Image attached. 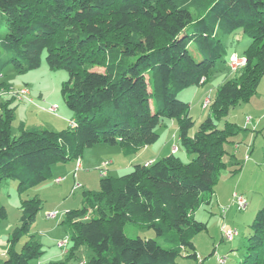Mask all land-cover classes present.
Listing matches in <instances>:
<instances>
[{"label":"trees","instance_id":"trees-1","mask_svg":"<svg viewBox=\"0 0 264 264\" xmlns=\"http://www.w3.org/2000/svg\"><path fill=\"white\" fill-rule=\"evenodd\" d=\"M2 27L0 77L9 67L19 74L39 69L44 58L50 70L67 71L62 95L75 124L38 131L21 123L13 135L17 99L0 103V187L15 180L25 193L51 179L56 165L78 160L100 144L136 154L159 140L157 128L165 120L178 125L181 148L194 156L183 162L178 146L121 177L103 176L100 190L85 191L83 207L66 213L62 224L70 246L64 261L49 264L77 261L83 246L93 252L86 264H177L184 256L197 261L192 240L207 224L195 214L211 205L227 167L226 146L240 132L235 123L220 128L218 122L250 102L264 79V0H0ZM238 30L251 43L240 55L246 64L232 71V55L222 60L224 41ZM219 64L233 75L218 86L206 107L209 117L192 135L190 103L177 95L207 84ZM21 209L3 264H30L42 253L34 237L17 250L32 232L42 201L25 199ZM7 217L0 208V224ZM127 223L157 238H130L123 231ZM251 230L240 264H264V206Z\"/></svg>","mask_w":264,"mask_h":264},{"label":"rangeland","instance_id":"rangeland-1","mask_svg":"<svg viewBox=\"0 0 264 264\" xmlns=\"http://www.w3.org/2000/svg\"><path fill=\"white\" fill-rule=\"evenodd\" d=\"M5 33V27L0 28V34ZM224 42L226 50L222 60H227L233 52L242 54L250 45L251 38L243 30H238L236 34L225 38ZM189 51L195 59H199L195 47L190 46ZM220 67L222 68L218 73L226 75L227 69L224 64H219L218 68ZM95 70L103 71V68L96 67ZM67 80V71L62 69L50 70L45 58L41 67L36 70L22 74L16 72L12 67L6 70L5 76L0 77V84L6 83L7 85L6 89L0 88V103L10 99L9 93L11 90L17 91L21 88H27L30 92L29 98L35 102L29 104L30 102L27 100H17L13 103L16 108L23 107L22 111L18 112L17 110L15 113L12 124L13 135L19 134L18 125L21 121L27 123L28 130L62 131L69 127L71 119H74V114L66 106L62 95V85ZM211 81L213 79L208 82ZM211 85L215 89L216 84L211 82ZM197 89L199 88L190 87L177 95L178 99L190 103V114L194 120V127L191 130L192 135L198 131L200 124L210 115L209 108L204 107L205 98L203 99L201 92L199 96L194 97ZM215 92L214 90L211 92L212 98L215 97ZM159 98L160 95L153 96L152 101L155 102ZM22 103L25 105H22ZM55 106L59 109L57 115L46 112V110ZM62 119L65 121H62ZM227 122L237 124L242 131L235 137L234 144L226 146L228 154L224 157V162L227 167L220 172L215 187L220 204L216 202L215 197V201L212 202L210 207L202 206L196 211V219L207 224V230L195 235L192 240L199 258L204 261L203 264H219L218 258H225V264H240L246 253L249 236L252 234L251 224L257 212L264 206V134H262L264 132V79L260 84L258 93L252 97L250 102L242 103L231 109L229 115L218 122V125L222 128ZM157 133L160 137L154 145L132 154L128 157V160L132 159V163H136L150 157L155 159L160 157L159 159H161L171 154L174 145L179 146L180 150L177 155L183 162L189 163L193 159V155L188 154L181 148L178 125L175 122L165 120L163 125L157 128ZM255 137V153L251 155L250 152H247L248 156L245 157L241 153L238 158L239 162L237 161L239 164L235 166L234 146L240 143V145H243L242 148L244 146L248 147V145L251 146ZM106 148L110 151L103 152L91 148L85 151L87 161L77 179V183L82 185L83 188L75 191H72L73 178L70 174V167L77 160L58 164L59 168L69 169L61 174L53 175L51 179L22 194L18 190V181L7 179L2 182L0 208H6L8 217L0 224V264H3L8 255L10 239L14 229L20 225L23 200L35 197L42 201V209L37 216L32 232L18 243L17 250L21 251L24 244L34 237L41 245L42 253L37 260L30 264H49L65 260L66 254H63L58 244L67 238L69 233V229L62 224L66 213L83 207V193L85 191L100 190L101 169L105 163H110V161L114 163L113 166L105 168L108 169L107 173L110 171L109 175L111 177H121L130 173L133 169L132 167L129 170L125 169L126 164L123 157L118 156L119 153H116L120 149H110L109 146ZM98 158L104 162L102 168L99 166V163L102 164V162H99ZM237 166L240 167V170L235 173L234 170ZM116 169L119 172H116ZM57 178H63V181L57 184L55 182ZM234 193L243 195L247 200L248 206L245 211H239L237 206L233 204L232 196ZM224 208H228L225 217L222 215V209ZM48 214H57L56 217L58 218L49 219L47 218ZM222 228L235 229L238 231V236L233 241H226L222 237ZM123 231L130 238H157L154 231L132 223H127ZM69 246L70 244L68 248ZM92 254L93 252L90 249L83 246L78 252L79 258L77 261L76 259L72 260L70 264L87 262ZM177 264H195V262L193 259L184 256L178 258Z\"/></svg>","mask_w":264,"mask_h":264},{"label":"crops","instance_id":"crops-1","mask_svg":"<svg viewBox=\"0 0 264 264\" xmlns=\"http://www.w3.org/2000/svg\"><path fill=\"white\" fill-rule=\"evenodd\" d=\"M233 54H237V55H241V54H239V53H237V52H233V53H231L230 55H233ZM216 75V74H215ZM232 73L229 71V69H227V73H226V75H224V73H221V74H217V76H215V79L213 78V77H211V79L210 80H212L213 79V81H211V82H214V84H216L215 85V89H214V87L211 85V82L209 83V82H207V84H205V85H203V86H197V88H199V89H197L196 91H195V93H194V97L196 98L197 96H199V94H200V92H201V95H202V97H203V99L204 98H206L208 95H210L211 94V92H213V90L214 91H216V89L218 88V86H220L221 84H223L225 81H227L230 77H232ZM195 88H196V86H194ZM203 91V92H202ZM211 96V95H210ZM33 100V99H32ZM35 102H34V100L32 101V102H30L29 104H34ZM24 103H22V105H23ZM25 105V104H24ZM17 110H18V112H20V111H22L23 110V107H20V108H16V112H17ZM59 109H57V111H58ZM51 112V111H49V110H46V112H49L50 114H52V115H57V113L58 112ZM0 114H1V108H0ZM66 116H67V114H66ZM62 121H65V120H63L62 119ZM71 121H72V119H71ZM21 123H24L25 124V127L27 128V129H29V127L27 126V123L26 122H24V121H21L20 122V124ZM18 126H20V125H18ZM70 126V125H69ZM248 128H249V126H247ZM19 128V127H18ZM69 128V127H68ZM67 128V129H68ZM35 129V128H34ZM257 130L259 129V128H256ZM64 130H66V129H64ZM248 130V129H247ZM242 130L240 129V132H241ZM239 132V133H240ZM262 134H264V132H262ZM239 135V134H238ZM264 139V138H263ZM255 143H256V137L253 139V142H252V145L251 146H249L248 145V147H243L242 148V146L243 145H240V144H236L235 146H234V148H235V150H234V155H235V159L234 160H236L234 163V165L236 166L237 164H239L238 162H239V155L242 153L243 155H244V157L245 156H248L247 155V152L249 153L250 152V154L252 155L253 153H255ZM102 145H105V144H100V145H97V146H95V147H93V148H91V149H97V150H99V151H110V150H108L106 147L108 146V145H105V146H102ZM174 146H178V145H174ZM112 146H109V148L110 149H120L119 150V152H116V153H119V154H117L118 156H120V157H123V160H124V162H125V164H126V167H125V169L126 170H129L130 169V167H134L135 165H137V164H145V165H148V164H151V163H153L154 161H156V160H158V159H155V158H148L147 160H144V161H137L136 163H132V159L129 161L128 159V157H130L132 154H127V153H125V151L123 150V149H121L120 147H118V146H115V147H113V148H111ZM116 147H118V148H116ZM150 147V146H149ZM146 148H148V147H146ZM146 148H143V149H146ZM247 148V149H246ZM173 150V149H172ZM142 150H140V152H141ZM173 153V151L171 152V154ZM170 155V154H169ZM249 159H250V157H249ZM99 162L101 161L102 162V160L101 159H97ZM134 160V159H133ZM86 161H87V159H86V156H85V153L83 154V156L79 159V162H80V168L78 169V170H76V167H77V162H78V160L75 162V164L73 165V166H71L70 167V174H72V178H73V186H72V191H73V188H74V186H75V184L77 183V179H78V175H79V173L81 172V170L83 169V167L85 166V164H86ZM238 161V162H237ZM103 163L104 162H102V164H100L99 163V166H101L100 168H102V165H103ZM114 165V163L112 162V161H110V163H109V165H108V168L110 167V166H113ZM61 169V170H60ZM69 168H59L58 167V165H56L54 168H53V175H55V174H61V173H63V172H66L67 170H68ZM236 169H240V167L239 166H237L236 167ZM108 170V169H107ZM116 172H119L117 169L115 170ZM109 173H110V171H108ZM238 172V171H237ZM109 173H107L106 174V176L105 177H109L110 175H109ZM102 176V175H101ZM103 177V176H102ZM102 177H101V179H102ZM111 177V176H110ZM81 188H83V186L81 185ZM78 190V189H77ZM215 197H216V202L218 203V204H220V202H219V200H218V196H217V192L215 191V194H214V196H213V199H212V202H214L215 201ZM212 202H211V204H212ZM211 206V205H210ZM210 206H208V207H210ZM196 215H197V212H196V214H195V218H197L196 217ZM47 218H48V216H47ZM58 217H56V218H54V219H57ZM49 219H52V218H49ZM197 220V219H196ZM198 221H200V220H198ZM68 236H69V234H68ZM199 257V256H198ZM201 259V258H200ZM194 262H195V264H196V261L194 260ZM203 263H204V261H203Z\"/></svg>","mask_w":264,"mask_h":264},{"label":"built area","instance_id":"built-area-1","mask_svg":"<svg viewBox=\"0 0 264 264\" xmlns=\"http://www.w3.org/2000/svg\"><path fill=\"white\" fill-rule=\"evenodd\" d=\"M245 64H246V58L245 57H240L236 54L230 58V66H231L232 71H235V70L239 69L240 67H243ZM9 94H10V96L16 98L19 101H23V100H27L29 102L32 101L29 98L30 92L27 88H21V89H18L17 91L11 90ZM210 103H211V96L208 95L204 100V107H207ZM57 109H58V107L55 106V107H51L49 109V111L55 113L57 111ZM74 124H75L74 121H71L70 125L74 126ZM177 151H178V146H174L173 147V153H175ZM108 165H109V163H105L104 167L101 169L102 176H106L107 170L105 168L108 167ZM80 166L81 165H80V162L78 159L76 170H78L80 168ZM62 181H63V178H57L55 180V182L57 184H60ZM80 188H81V185L76 183L74 188H73V191L80 189ZM232 198H233V204L235 206H237L239 211H245L247 209L248 203H247V200L244 198L243 195H239L237 193H234ZM227 211H228V208L222 209V215L224 217L226 216ZM56 216H57V214H48V218L54 219V218H56ZM221 233H222L223 239L226 241H233L238 236V231L235 229H232V228H222ZM69 241H70V238H69V236H67V238L60 241L58 244V247L62 250L63 254H66L68 252ZM225 262H226L225 258H218L219 264H225ZM81 264H86V261L82 262ZM196 264H203V260L198 257Z\"/></svg>","mask_w":264,"mask_h":264}]
</instances>
